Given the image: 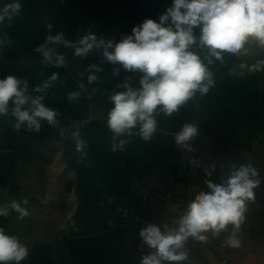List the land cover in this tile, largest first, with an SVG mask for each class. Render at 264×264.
I'll return each mask as SVG.
<instances>
[{
	"label": "crops",
	"instance_id": "0c3cea01",
	"mask_svg": "<svg viewBox=\"0 0 264 264\" xmlns=\"http://www.w3.org/2000/svg\"><path fill=\"white\" fill-rule=\"evenodd\" d=\"M12 2L0 0V8ZM20 3V14L0 24V79L7 75L26 79L29 94L35 96L40 94L32 89L58 73L59 79L47 90L43 103L60 115L56 127L42 121L39 132L16 129L10 113L0 115V206L27 200L22 207L29 212L19 219V214L9 208L7 217L0 216V228L27 246L29 255L20 264H85L66 239L114 229L123 232L112 240L104 264H140L142 257L153 251L144 243L140 230L148 224H157L162 230L165 225L175 227L188 202L206 189L205 181L220 182L217 172L231 155L246 152L259 142L264 131L259 99L261 74L239 67L251 65L255 57L226 53L223 62L212 58L209 70L214 86L205 94L196 92L171 116L162 112L156 115L157 131L145 142L136 134L138 127L131 135H116L107 124L114 106L109 97L124 90L117 85L132 77L131 85L137 88L141 74L126 71L119 64L75 58L62 44L56 49L66 55L65 66L45 62L35 49L48 35L61 33H54L55 15L48 0ZM142 3L140 24L148 18L158 22L172 0ZM194 32L199 36L198 28ZM128 34H132V28ZM192 50L202 59L207 55L206 49L193 46ZM71 61H78L88 72L94 71L90 65H98L102 69L96 73L98 80H80L72 73ZM115 68H119L117 75H113ZM231 69L235 74H230ZM72 91L81 93L79 99L68 100ZM185 124L198 129L189 142L191 151L175 141ZM9 129H15L14 135ZM75 131L86 142L83 153L76 151L72 138ZM121 141H125L122 146ZM212 165L215 170L208 176L205 169L211 170ZM134 185L161 194L172 192L174 198L149 208L131 193ZM207 235L209 240L204 242L198 264H219L220 255L215 250L218 237ZM189 242L197 244L193 238ZM234 249L231 255L238 259L232 264H251L253 256H241Z\"/></svg>",
	"mask_w": 264,
	"mask_h": 264
},
{
	"label": "clouds",
	"instance_id": "9594fccd",
	"mask_svg": "<svg viewBox=\"0 0 264 264\" xmlns=\"http://www.w3.org/2000/svg\"><path fill=\"white\" fill-rule=\"evenodd\" d=\"M21 7L20 0H13L0 8V24L12 21L20 14ZM197 28L199 36L194 32ZM60 44L73 49L76 57H86L96 49L107 62L141 74L137 88L131 85L132 77L117 85L124 90L109 97L114 106L108 113L107 124L116 135H131L138 127L136 134L147 142L157 131L156 115L162 112L171 116L196 92L205 94L214 86L213 73L209 70L212 58L223 62L226 53L254 57L264 52V0H172L158 22L145 19L132 28L131 35H125L119 42L98 38L91 31L75 42L58 33L48 35L35 51L45 62L63 67L67 57L57 51L56 45ZM193 46L206 49L207 55L202 59L192 50ZM239 67L260 72L264 70V59ZM89 68L94 70L87 77L92 83L98 80L96 73L102 69L95 64ZM118 72L119 68H115L113 75ZM235 72V69L230 70V74ZM58 79L59 74L52 73L32 89L33 93L40 94L35 96L29 94L26 79L14 75L0 79V115L10 113L15 118L16 129L26 127L28 131L39 132L42 121L56 127L60 113L43 101L47 90ZM80 95L79 91H72L67 98L73 101ZM197 134L195 125L185 124L175 135V141L191 151L189 142ZM72 138L76 151L83 153L87 145L80 139L79 131L73 132ZM124 143L121 141V146ZM214 170L215 165L211 170L206 168V175L211 176ZM205 184L206 189L197 192L188 202L183 214L174 222L175 227L165 225L162 230L157 224H148L140 230L144 243L153 250L142 257L140 264H182L188 259L184 246L189 238L207 242V234L218 237L228 231L229 225L232 230L226 244L232 248L241 246L237 233L244 223L248 202L255 200L254 190L261 184L258 171L251 164L233 165L226 178L218 183L206 180ZM27 203V200L13 201L0 206V216L7 217L10 208L19 214V219H24L29 212L22 204ZM28 255L27 246L18 237L0 228V264H20Z\"/></svg>",
	"mask_w": 264,
	"mask_h": 264
},
{
	"label": "water",
	"instance_id": "95a60500",
	"mask_svg": "<svg viewBox=\"0 0 264 264\" xmlns=\"http://www.w3.org/2000/svg\"><path fill=\"white\" fill-rule=\"evenodd\" d=\"M117 0H48L50 12L57 13L54 28H58L63 36L71 34L85 35L89 31L98 34V22H105V13L116 8ZM142 0H123L120 7L127 10L129 23L124 32L119 33L118 42L129 33L134 26L140 25L142 16ZM75 57V56H73ZM255 60L264 59V52H258ZM72 73L80 80L87 82L89 72L78 63L71 61ZM260 109L264 119V70L260 71ZM1 129V128H0ZM10 135H14L15 129H9ZM1 133V132H0ZM2 135V134H1ZM258 145H264V136L259 140ZM122 229H114L106 233L82 237L77 239H66L72 249L79 254L85 264H104L108 257V248L114 238L121 236Z\"/></svg>",
	"mask_w": 264,
	"mask_h": 264
},
{
	"label": "rangeland",
	"instance_id": "374dc122",
	"mask_svg": "<svg viewBox=\"0 0 264 264\" xmlns=\"http://www.w3.org/2000/svg\"><path fill=\"white\" fill-rule=\"evenodd\" d=\"M263 136L264 131L260 139ZM241 164H251L255 167L259 173L261 184L254 190L255 200L248 202L245 220L241 225L244 227L248 225L250 230L240 239L241 246L235 248L234 251L235 253L241 252V256H253V260L252 258L250 260L251 264H264V145H258L257 141L255 145L251 147V149L246 150V152L231 155L226 165L217 172L219 181L227 177L233 165L239 167ZM255 221H258L259 224H255ZM243 252L245 253L242 254ZM233 257L235 260L238 259L236 255H233Z\"/></svg>",
	"mask_w": 264,
	"mask_h": 264
},
{
	"label": "built area",
	"instance_id": "2783aa9c",
	"mask_svg": "<svg viewBox=\"0 0 264 264\" xmlns=\"http://www.w3.org/2000/svg\"><path fill=\"white\" fill-rule=\"evenodd\" d=\"M131 193L134 197L140 201L142 204L148 206L149 208H157L165 202H170L173 200L172 192L167 193H157L153 189L141 185H134L130 188ZM250 227L246 225L243 229L237 233L239 239L241 237L242 230L248 231ZM231 225L227 232H223L218 236V240L215 246V250L220 255L219 264H232L235 261V258L231 255V248L226 244V240L231 232ZM204 249V242L197 240L196 245L190 244L189 240L184 246V250L188 253V259L182 264H198L202 260V253Z\"/></svg>",
	"mask_w": 264,
	"mask_h": 264
},
{
	"label": "flooded vegetation",
	"instance_id": "af4514ba",
	"mask_svg": "<svg viewBox=\"0 0 264 264\" xmlns=\"http://www.w3.org/2000/svg\"><path fill=\"white\" fill-rule=\"evenodd\" d=\"M123 3V0L116 1V8L114 10H109L105 13V22L102 26L103 21L100 20L98 22V34H95L98 38H104L105 40H112L114 42H118L119 40V33L124 32V29L127 28L129 23L128 13L126 8L120 7V4ZM54 20H56L57 13L54 14ZM58 28H54V33H58ZM130 35V34H126ZM83 35H76V38L66 33L65 39L71 40L73 42L77 41ZM67 51L71 50V56L73 55V49L66 48ZM75 58H80L76 57ZM87 61H97L99 63H108L106 60L103 59L102 54L100 51L93 49L86 57H84Z\"/></svg>",
	"mask_w": 264,
	"mask_h": 264
},
{
	"label": "trees",
	"instance_id": "16d2710c",
	"mask_svg": "<svg viewBox=\"0 0 264 264\" xmlns=\"http://www.w3.org/2000/svg\"><path fill=\"white\" fill-rule=\"evenodd\" d=\"M21 152H24V150H21ZM245 226H246V225H245ZM243 227H244V226H241V229H243ZM249 230H250V229H249ZM249 230H248V231H249ZM248 231H244V230H242V232H241V234H240V235H241L240 239H241V238L244 236V234H245L246 232H248Z\"/></svg>",
	"mask_w": 264,
	"mask_h": 264
}]
</instances>
